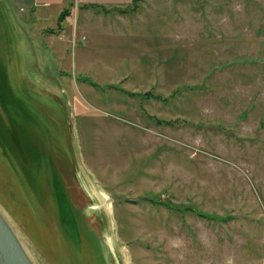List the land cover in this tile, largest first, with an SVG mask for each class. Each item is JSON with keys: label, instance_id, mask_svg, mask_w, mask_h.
<instances>
[{"label": "rangeland", "instance_id": "rangeland-1", "mask_svg": "<svg viewBox=\"0 0 264 264\" xmlns=\"http://www.w3.org/2000/svg\"><path fill=\"white\" fill-rule=\"evenodd\" d=\"M28 6L0 0V210L33 261L264 264V0Z\"/></svg>", "mask_w": 264, "mask_h": 264}, {"label": "water", "instance_id": "water-1", "mask_svg": "<svg viewBox=\"0 0 264 264\" xmlns=\"http://www.w3.org/2000/svg\"><path fill=\"white\" fill-rule=\"evenodd\" d=\"M0 264H36L1 210Z\"/></svg>", "mask_w": 264, "mask_h": 264}, {"label": "crops", "instance_id": "crops-1", "mask_svg": "<svg viewBox=\"0 0 264 264\" xmlns=\"http://www.w3.org/2000/svg\"><path fill=\"white\" fill-rule=\"evenodd\" d=\"M24 1L28 3L29 5L28 7L31 11L29 12V14L25 16L20 15L21 20L26 22L36 21V23L37 22L42 23L43 21L45 22V20L50 17L51 8L55 7L54 11H56L59 15V13L63 10V8L66 6L69 0H24ZM20 9L23 10V7H21ZM44 28L50 29V26L47 25L41 26L42 35H44L46 42L50 43L51 40L50 38H52L51 36L53 35L42 32Z\"/></svg>", "mask_w": 264, "mask_h": 264}, {"label": "bare ground", "instance_id": "bare-ground-1", "mask_svg": "<svg viewBox=\"0 0 264 264\" xmlns=\"http://www.w3.org/2000/svg\"><path fill=\"white\" fill-rule=\"evenodd\" d=\"M103 191H104V190H103ZM95 193H96V192H95ZM101 193H102V192H101ZM103 193H104V192H103ZM103 193H102L103 198H106V199H107V198L109 197L108 194H105L106 192H105L104 194H103ZM95 206H96V205H95ZM97 206H98V205H97ZM109 207H110V204H109L108 208H109ZM107 211H108V213H110V209H107ZM108 237H109L108 239H109V243H110V245H111V249L114 250V249H113V248H114V247H113V245H114V244H113V240L111 239L112 236L109 235Z\"/></svg>", "mask_w": 264, "mask_h": 264}, {"label": "trees", "instance_id": "trees-1", "mask_svg": "<svg viewBox=\"0 0 264 264\" xmlns=\"http://www.w3.org/2000/svg\"><path fill=\"white\" fill-rule=\"evenodd\" d=\"M68 14V10H65V11H63V15H62V13H61V15H60V19H61V17L64 19V17L66 16Z\"/></svg>", "mask_w": 264, "mask_h": 264}]
</instances>
